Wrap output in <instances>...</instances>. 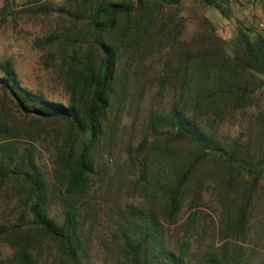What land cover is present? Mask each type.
<instances>
[{
    "label": "trees",
    "instance_id": "obj_1",
    "mask_svg": "<svg viewBox=\"0 0 264 264\" xmlns=\"http://www.w3.org/2000/svg\"><path fill=\"white\" fill-rule=\"evenodd\" d=\"M179 1L62 4L36 44L65 100L0 58V264H264V37L190 31Z\"/></svg>",
    "mask_w": 264,
    "mask_h": 264
},
{
    "label": "rangeland",
    "instance_id": "obj_2",
    "mask_svg": "<svg viewBox=\"0 0 264 264\" xmlns=\"http://www.w3.org/2000/svg\"><path fill=\"white\" fill-rule=\"evenodd\" d=\"M67 0H0V9L5 5V10L0 13V58L11 59L18 72L22 84L39 91L46 97L55 100L67 98L57 73L54 68H46L43 64V51L36 39L53 32L60 23L58 8ZM45 4L50 15H32L25 11L29 6ZM226 15L221 14L215 7L205 5L199 0H180L172 5L179 16L187 22L188 30L192 31L203 18H207L215 27L218 34L229 43L235 36L237 29L244 28L251 35L261 34L264 37V0H226L223 2ZM257 93V92H256ZM251 113L239 115L227 120L226 128L230 134L235 135L241 128L247 126ZM228 123V124H227ZM65 125L61 122L53 123L48 128L53 136L55 129L63 130ZM39 145V163L44 170L51 167L52 151L49 148V138H42ZM10 190L0 193V216L8 213L12 203ZM14 199V198H13ZM204 212L211 213L212 208L201 207ZM220 242V241H218ZM0 251L6 254L10 251L8 244L0 240ZM195 257V256H194Z\"/></svg>",
    "mask_w": 264,
    "mask_h": 264
},
{
    "label": "built area",
    "instance_id": "obj_3",
    "mask_svg": "<svg viewBox=\"0 0 264 264\" xmlns=\"http://www.w3.org/2000/svg\"><path fill=\"white\" fill-rule=\"evenodd\" d=\"M260 27H264V26H263V23H260Z\"/></svg>",
    "mask_w": 264,
    "mask_h": 264
}]
</instances>
